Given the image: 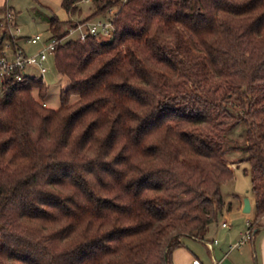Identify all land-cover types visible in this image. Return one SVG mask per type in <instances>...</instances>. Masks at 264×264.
Returning <instances> with one entry per match:
<instances>
[{
  "label": "trees",
  "instance_id": "1",
  "mask_svg": "<svg viewBox=\"0 0 264 264\" xmlns=\"http://www.w3.org/2000/svg\"><path fill=\"white\" fill-rule=\"evenodd\" d=\"M84 2L93 9L80 19L82 0H61L69 18L48 16L46 37L101 18L114 32L56 47L53 65L69 83L60 106L43 104L35 77L0 94V264H173L180 239L202 238L222 213L236 150L256 234L264 0ZM238 126L243 141L229 146Z\"/></svg>",
  "mask_w": 264,
  "mask_h": 264
},
{
  "label": "rangeland",
  "instance_id": "2",
  "mask_svg": "<svg viewBox=\"0 0 264 264\" xmlns=\"http://www.w3.org/2000/svg\"><path fill=\"white\" fill-rule=\"evenodd\" d=\"M1 1V0H0ZM6 5L13 7L14 13V21L16 24L13 25L11 32L17 36L15 44L18 45L24 52L33 53L37 51L41 45H31L25 42V38L29 37L36 33H41L43 36L49 35V27H48V16L54 14L58 17H61V7L60 0H3ZM4 3V4H5ZM44 6V7H43ZM46 9V10H45ZM50 10V12L47 11ZM93 9V4L90 2L82 1V14L80 15V19L84 18L87 14L90 13ZM13 11V10H12ZM111 13V12H109ZM56 16V17H57ZM102 19V18H101ZM98 20V19H97ZM94 21V20H93ZM18 28L19 31L16 32L15 29ZM3 33V29L0 28V37ZM76 33H71L70 38H75ZM99 40H108L100 38ZM9 45L7 48L6 46ZM12 42L8 38V34H3L2 39L0 40V51L11 49ZM47 67V72L43 76V83L46 85L47 93L43 99V103L48 108H58L60 106L59 94L62 89L68 87L69 83L65 77L58 76L55 67L53 65L52 57L45 62ZM24 74L29 77H39V70L34 66H27L24 70ZM32 96L38 100L37 91L33 90ZM76 97H71V102L75 100ZM231 102L234 106L237 105L238 101L233 96L231 98ZM242 127L238 126L234 130L229 133V137L231 141L229 142V146L240 145L243 141ZM244 155V153L240 150H236L234 152L230 151L227 154V159L235 164H233V179L223 182L220 185V193L222 195L224 201V209L223 213L227 212L228 217L226 218V222L229 227L225 229H217L216 225H219L222 213L218 216L216 222H214L211 226L212 234H209L205 240H209L210 242L216 240L219 245L222 243L231 242V245L236 243L242 234L245 233L247 229V219L249 222L252 219V209L250 213H243L238 210L240 203L245 197L251 196V184L250 177L248 173L245 172L248 169L247 162L241 161L237 163V161ZM237 163V164H236ZM231 220V221H230ZM185 241L184 237L182 238ZM259 237H256L255 244L252 247L251 242L247 238L242 245L236 248H232L229 250L228 246L223 252H220L217 249V244L214 245V253L216 261L219 262L220 258L224 253L226 256L224 260L219 264H260L257 244ZM187 242V241H186ZM195 252L198 254V260L202 264H213L210 262L208 255H211V251H208L202 243L196 242L194 244Z\"/></svg>",
  "mask_w": 264,
  "mask_h": 264
},
{
  "label": "built area",
  "instance_id": "3",
  "mask_svg": "<svg viewBox=\"0 0 264 264\" xmlns=\"http://www.w3.org/2000/svg\"><path fill=\"white\" fill-rule=\"evenodd\" d=\"M86 1V0H82ZM14 16L13 12L10 9L0 16V27L6 29L8 35L16 40L15 36L11 29L14 25ZM16 32L19 31L18 28L15 29ZM114 28L108 19H98L94 21H88L78 24L76 27L68 29V34L64 38H57L55 36L46 37L41 33L33 34L25 38V42L31 45H41L40 48L33 52L27 53L24 52L20 47L15 48L11 46L9 50L0 51V94L4 85L10 81H20L24 76V70L27 66L37 67L39 70L38 79H43V76L47 72V67L45 62L52 57V54L56 47L61 44L65 39L70 38L71 33H76V37L80 40L85 39L88 35L96 36L98 39H110L113 35ZM15 42V41H14ZM7 48L9 45L6 46ZM7 51H10L8 53ZM44 104V103H43ZM249 221L247 220V225ZM227 222L224 221L221 223L222 227H225ZM252 232L250 229H246L245 233L241 235L240 239L232 245L233 248L239 247L244 243L248 238L250 239ZM216 240L213 243H207L209 247H212V244H215Z\"/></svg>",
  "mask_w": 264,
  "mask_h": 264
},
{
  "label": "crops",
  "instance_id": "4",
  "mask_svg": "<svg viewBox=\"0 0 264 264\" xmlns=\"http://www.w3.org/2000/svg\"><path fill=\"white\" fill-rule=\"evenodd\" d=\"M59 2L61 4V0ZM4 3H5V1H3V0L0 1V16L6 11V9H10L11 11L13 10L12 11L13 13L15 12L14 9H13V7L8 6V5H6V3L5 4ZM60 7H61V5H60ZM47 11L50 12L49 9H47ZM60 13L62 14L61 17L60 16L58 17L56 15L57 18L60 21H66V20H68L69 16L67 15V13L62 8L60 10ZM51 14H52V11H51ZM14 24H16V21H14ZM1 29H3V33H2V35L0 37V40L2 39L3 34H6V35L8 34L7 31H6V29H4V28H1ZM7 52L10 53V51H7ZM248 199L250 201L251 209H252V198H251V196H248ZM223 209H224V207H223ZM238 210H240L242 212V202L240 203ZM226 218H229L228 217V213L227 212H224L223 213V211H222L221 221H220L219 225H216V227H215L216 228V231H217V229H221V228L222 229H225V228H228L229 227L228 223H227V225L225 227H222L221 226V223L222 222L227 221ZM247 220L249 221V219H247ZM212 224L208 226V228H207L206 232L203 234V237L202 238H192V237L185 236L184 237L185 241H183V239H182L183 237H182L180 239V243H181L180 246L177 247V248H175L173 250V252H172V263L173 264H202L198 260V254L195 252V249H194L195 248L194 247V244L196 245V242L202 243L204 245V247L208 251H211V255H208V258H209V260H210L211 263H213V264H219L221 261H223L224 260V257L226 256V253H224V255H222V257L220 258L219 262L216 261L215 255H213V253H214V245L217 244L216 245L217 246V249L220 252H223V250L226 249V246H228L229 250L232 249L233 248L232 247L233 244L231 245V242L230 241L225 242V243H222L221 245H219L218 242H216L215 244H212V247H209L207 245V243H213V242L212 241L210 242L209 240H205V239H206V237L209 234H212V231L210 230ZM259 225H260V227L258 228L257 233L256 234H252V236L249 239V241L251 242V246L253 247L254 244H255L256 237H259L258 244H257V249H258L260 264H264V216L260 219ZM252 233H254V231Z\"/></svg>",
  "mask_w": 264,
  "mask_h": 264
},
{
  "label": "water",
  "instance_id": "5",
  "mask_svg": "<svg viewBox=\"0 0 264 264\" xmlns=\"http://www.w3.org/2000/svg\"><path fill=\"white\" fill-rule=\"evenodd\" d=\"M250 211H251L250 201H249L248 197H245L242 200V212L243 213H250Z\"/></svg>",
  "mask_w": 264,
  "mask_h": 264
}]
</instances>
